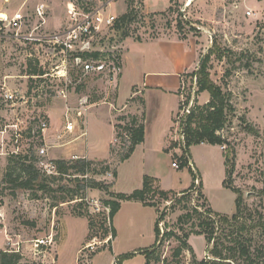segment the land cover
Listing matches in <instances>:
<instances>
[{"label":"rangeland","instance_id":"obj_1","mask_svg":"<svg viewBox=\"0 0 264 264\" xmlns=\"http://www.w3.org/2000/svg\"><path fill=\"white\" fill-rule=\"evenodd\" d=\"M41 2L49 5L41 33L62 29L71 7L107 5L119 17L130 9L137 14L124 30L128 32L126 37L118 31L122 39L181 36L176 10L146 14L143 3L135 8L134 0H125V5L122 0H0V17L22 9L28 20L23 33L29 34L39 23L35 9ZM152 2L154 8L166 9L167 0ZM126 7L127 10L121 13ZM177 7L185 14L183 19L188 37L192 36L200 45V61L193 71L198 69L209 49L217 44L221 51L212 56L211 76L232 94L231 101L236 108L235 116L230 118L221 133L235 149V170L228 179L242 193V209L237 220L221 224L217 231L218 241L228 246L234 244L232 238L247 241L255 254V248L264 245L261 233L264 226V0H175L174 8ZM41 43L17 37L10 29L0 36V180L4 178L10 161L19 154L40 157V167L46 173L56 175L48 194L19 191L13 197L0 195V249L7 244L20 246L25 256L22 264H55L56 255L59 264H78L76 257L80 248L93 240L98 244L91 252L90 264H199L203 259H212L213 243L208 244L205 237L196 234H191L194 235L191 240L188 238L195 253L183 249L175 255L176 249L182 245L181 237L190 231L191 225V222L182 224L178 219L194 207L205 211L209 206L213 211L229 216L237 212V194L222 185L225 173L222 158L227 145L218 148L217 145L200 143L190 147L191 159L201 171L196 187L202 182L201 191L206 202L194 190L187 195L180 193L168 201L160 196L153 198L158 202L159 217L163 216L164 221V232L156 244L154 237L146 231L145 217L150 209L142 208L141 212L128 206L114 218L115 239L111 243L108 242L110 236L102 239L104 228L110 233L109 208L105 201L111 196L104 190L77 183L75 177L82 179L83 175L75 169L69 171L71 174L59 176L51 162L81 156H70L74 144L63 130L65 99L52 90L47 76H31L40 61L44 62L45 71H49L55 62L47 56ZM153 49L156 47L147 46L145 51L148 53ZM219 54L224 55L222 59ZM71 76L74 82L69 86V102L75 104L83 96H87L91 103L100 102L106 94V81L84 76L80 68L71 71ZM196 81L195 78L186 79L184 102L191 94L193 100L196 98L199 104H204L210 98L209 93L195 94ZM57 83L61 84L59 80ZM8 93H13L14 98L6 97ZM192 103L184 104L179 115L190 109ZM42 119L49 123L44 133L38 124ZM175 119L169 137L170 144L175 142V151L179 155L173 152L172 160L184 153L181 118L175 116ZM128 122L125 120L121 127H117L110 159L87 158L93 164L86 177L108 183L113 181V175L101 173L103 165L100 162L107 161L114 169L115 163L127 152L129 134L124 126ZM99 130L95 132L100 134ZM104 134L108 136L109 133L105 131ZM42 147L46 148L44 155L40 152ZM167 164L169 174L175 177L181 188L192 185L194 178L189 167L171 166L170 158L163 160V166ZM132 177L123 183L122 189L128 193L143 185V181H139L142 177L137 173ZM110 190L113 191L112 187ZM178 198L182 199L178 201ZM79 213L83 216H78ZM197 217L195 213L192 221L198 222ZM89 221H92L91 227ZM233 230L234 235L225 236ZM169 231L175 235H166ZM37 239H45L46 244L37 246ZM237 264L246 262L240 257Z\"/></svg>","mask_w":264,"mask_h":264},{"label":"trees","instance_id":"obj_2","mask_svg":"<svg viewBox=\"0 0 264 264\" xmlns=\"http://www.w3.org/2000/svg\"><path fill=\"white\" fill-rule=\"evenodd\" d=\"M170 2L171 5L168 8V11L171 12L176 10L177 16L179 17L178 28L181 32L180 38L186 39L188 38V33L185 28L186 21L183 19L185 14L178 9L179 6L176 9L174 8L175 0H170ZM136 16L137 14L135 13V10L130 9L117 20V29L122 32L124 37L128 34V32L124 30H126L127 26L136 18ZM220 51L221 48L217 44H214L213 47L202 57L198 69L186 73V77L188 78L194 79L196 77L197 90L195 91V94L208 92L210 98L204 104H199L196 98L193 100L191 94L188 95L187 101L184 103H182L181 99L180 110L184 108V104L188 105L191 101H193V103L190 112L185 118L184 114L181 116L184 153L175 160L178 161L180 168L189 167L194 178L192 185L181 193L187 195L192 190L197 191L199 197L206 202L204 194L201 191L202 182H199V186L196 187V179L198 176L190 163V147L200 143H209L213 145L226 144L227 151L224 156L227 178H225L223 185L237 194L235 200L237 212L231 216L222 215L219 212L213 211L212 208L208 206L205 211H199L197 207H194L192 211L181 215L178 221L182 224L191 222V225L190 231L186 232L184 237H181L182 245L176 249L175 255H179L183 249H188L195 253L188 243V238L191 234H196L204 235L208 244L213 243L210 250L213 258L210 260L203 259L199 264H237L240 257L244 258L246 264H264V245L256 247L254 254L253 251H251V245L247 243V241L245 243V241L241 239L232 238L230 240H234V244L228 246L225 245V243L218 241L219 238L217 237V231L221 224H229L231 221L237 220L242 209V193L238 188L234 187L228 179L235 170V149L230 143H228L227 139L221 133V130L230 122V118L235 116L236 108L231 101L232 94L225 91L224 86L217 84L211 76L212 56ZM223 56V54H219V58L222 59ZM31 72V75H43L45 73V71L39 67L33 68ZM119 127L121 126L119 125ZM124 128L128 131L130 145L127 152L121 156V161L129 158L136 146L142 143L145 137L144 124L135 116L131 117L130 122L127 123ZM174 147L175 142L171 143L166 150L170 151ZM40 161V157L35 155H16L10 161L4 178L0 180V195L3 197L7 195L13 197L19 191H42L43 193L48 194L52 190L51 185L56 179V175L46 173V171L40 167ZM51 162L54 164L59 176L71 174L69 171L75 169L83 175L82 179L75 177L77 183L80 182L91 188L104 190L111 196L110 199L105 201L106 207L109 208L108 218L111 222L110 233L107 228H104L101 237L105 240L110 236V239L108 240L110 243L116 237V230L112 221L116 213L120 210L123 201H140L144 205L156 207L160 212L158 209V202L154 201L153 198L160 196L163 200L168 201L178 195L175 191L163 190L160 187L159 180L149 175L144 176L142 187L135 189L131 193L111 191L110 188L113 186V182L108 183L103 180L98 181L94 178L86 177L87 172L91 170L90 168L93 161L85 157H78L77 159H55ZM100 164L103 165L101 173H111L114 177H117V169H112L107 161H101ZM181 199L182 198H178L177 200L180 201ZM195 213L198 214V222L192 221ZM78 216H83V214L79 213ZM162 218L163 216L158 219L162 220ZM89 225L91 227L92 221H89ZM155 232L157 242L162 235L159 225H156ZM234 233L235 230L229 231L228 234L225 233V236L231 237ZM261 233L264 236V226L262 227ZM166 235L171 236L175 234L172 231H169ZM155 244L153 246H155ZM41 245L43 246V244ZM24 257L20 246L11 247L7 244L4 248L0 249V264H22Z\"/></svg>","mask_w":264,"mask_h":264},{"label":"crops","instance_id":"obj_3","mask_svg":"<svg viewBox=\"0 0 264 264\" xmlns=\"http://www.w3.org/2000/svg\"><path fill=\"white\" fill-rule=\"evenodd\" d=\"M122 1L125 5V0ZM142 3L143 11L151 15L167 12L171 5L170 0H167L166 9L154 8L152 0H142ZM126 10L127 7L121 13ZM147 46H155L156 49L147 53L145 51ZM124 47L122 73L116 84H107L104 97L100 102L92 103L84 120L73 132L65 131V126H63L64 132L71 137L70 143L74 144L70 156H81L94 160L110 159L117 127L122 126L121 123L125 120L130 122L131 117L135 116L144 124V141L136 146L129 158L124 161L118 160L115 163L117 177L111 181L113 182L112 190L128 193L122 189L125 185L123 183L126 179H133L132 175L137 173L139 177H142L139 181H143L144 176L149 175L159 180L163 190H172L180 194L189 187L181 188L175 177L169 174L168 164L163 166V160L170 158L171 166H173L172 153L179 155L175 147L170 151L166 149L170 145L169 136L174 120H177L175 116L177 118L180 116V95L186 73L193 71L200 61V45L192 36L181 39L178 36L169 35L144 40L127 37ZM98 128L100 134L95 132ZM102 130L108 131V136H105ZM217 147L220 148L219 145ZM222 159L225 164L224 152ZM190 163L197 176L201 175L197 163L193 159ZM225 177L226 165L223 182ZM126 206L140 209L141 212L142 208L150 209L145 217L146 231L154 237L156 242L155 225L159 218L157 208L144 205L140 201H123L120 210ZM114 218L112 223H114ZM193 236L190 235V240ZM83 247L84 245L80 250ZM56 258L55 264H59L58 255ZM77 258L78 256L76 260Z\"/></svg>","mask_w":264,"mask_h":264},{"label":"built area","instance_id":"obj_4","mask_svg":"<svg viewBox=\"0 0 264 264\" xmlns=\"http://www.w3.org/2000/svg\"><path fill=\"white\" fill-rule=\"evenodd\" d=\"M141 1L134 0L133 6L138 8L141 6ZM48 8L49 5L46 2H41L36 6L35 13L39 23L32 28V32L29 34L23 33L28 20L22 9L16 10L12 14L6 13V17H0V36L6 32V29H10L15 31L17 37L43 42L41 45L45 47L47 56H50L51 60L55 59V62L49 71H45L42 67L44 62L40 61L37 66L42 68L45 73L31 76L33 78L47 76L52 83L50 84L52 90L65 99L63 112L65 131L73 132L78 124L84 120L92 103L89 102L87 96L78 98L75 104L69 102V86L74 82L71 71L80 68L84 76H93L109 84H116L122 73L125 39H122L121 35L118 34L119 30L116 23L119 16L111 12L107 5L71 7L62 29L52 33H41V27L46 22ZM186 79L188 77H185L182 94L180 95L182 103H184L183 90L185 89ZM58 80L61 83L60 85L57 83ZM6 97L13 99L14 94L8 93ZM186 111L189 113L190 109H185L183 114ZM179 117L181 118V116ZM38 124L43 133L49 128L46 119L40 120ZM40 152L44 155L46 148L42 147ZM172 165L179 168L177 160H174ZM158 225L163 234L164 221L159 220ZM37 240V246L46 244L45 239ZM96 244L98 243L93 240L80 250L77 258L78 264H90L91 252H94Z\"/></svg>","mask_w":264,"mask_h":264},{"label":"water","instance_id":"obj_5","mask_svg":"<svg viewBox=\"0 0 264 264\" xmlns=\"http://www.w3.org/2000/svg\"><path fill=\"white\" fill-rule=\"evenodd\" d=\"M188 114V111H186V113L184 114V118H185V116ZM180 134H181V136H183V132H182V128L180 129ZM157 224L159 223V219L157 220V222H156Z\"/></svg>","mask_w":264,"mask_h":264}]
</instances>
